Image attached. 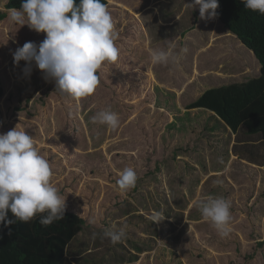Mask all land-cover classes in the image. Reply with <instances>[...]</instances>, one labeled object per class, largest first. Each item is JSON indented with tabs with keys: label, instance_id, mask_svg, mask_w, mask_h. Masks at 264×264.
<instances>
[{
	"label": "rangeland",
	"instance_id": "1",
	"mask_svg": "<svg viewBox=\"0 0 264 264\" xmlns=\"http://www.w3.org/2000/svg\"><path fill=\"white\" fill-rule=\"evenodd\" d=\"M140 1L143 7L148 6L146 1L158 2L159 15H170L174 9L181 14L170 28L154 27L160 39L168 43L175 37L173 34L189 33L186 39L183 37L182 48L178 44L174 47L176 55L182 56V49L192 54L196 41L202 48L201 58L197 60V66H201L198 72L202 67L208 72H200L203 78H193L190 83L208 79L204 80L208 86H221L242 83L259 74L260 66L253 53L232 34L224 33L225 27L220 22L215 23L214 18L200 19L198 6L193 9L188 6L192 0ZM21 2L15 8L19 9ZM0 4H4V0H0ZM128 4L133 10L138 6ZM106 5L113 15L126 16L123 23L130 25L129 11H122L124 8L115 3L106 2ZM7 15L0 11V20ZM213 22L215 31L211 32ZM191 28L192 31H188ZM21 29L22 36L21 32L9 31V26L0 22V41L5 42L4 46L0 45L3 48L0 87L4 92L0 105L13 115L12 124L0 123V132L2 126L20 124L28 127V132L34 127L42 135V139L37 140L42 145L37 148L49 159L53 184L59 192L64 188L69 190V195L64 193L65 200L69 199L65 201V210L73 206L84 218V226H91L83 228L69 244L67 254L73 262L184 264V261H199L214 264V252H220L222 258L218 264H264V239L256 240L258 243L252 241L264 230V139L249 137L243 128L232 133L214 114L186 109L197 90L191 89L190 94L183 89L176 94L158 82L152 93L145 88L144 85L150 86L135 69L137 63L129 54L119 53L116 62L102 66L98 72L100 84L92 95L74 99L61 94L56 91L55 81L46 80L34 61L31 74L26 76L22 69L27 62L21 60L18 66L14 65L13 55L7 60L12 52L7 48V40L16 42L14 49L17 44L42 42L36 31ZM116 31L117 46L118 27ZM177 41L180 43L179 38ZM218 44L228 46L219 49ZM121 66L128 71L123 81L118 72ZM171 67L169 65L168 69ZM183 72H192V62L191 69H178L174 77H167L168 82L179 84L185 78ZM191 86L202 87L197 82ZM101 110L119 115L116 130L92 122V117ZM76 114L77 120L73 117ZM2 116L0 113V118ZM60 121L65 123L60 124ZM69 130L68 136H71L66 140L61 133ZM77 131L87 135L88 147L93 150L88 151L87 144L72 141ZM59 141L71 148L67 149ZM125 167L134 168L138 179L133 189L121 195L116 181ZM218 180L222 183L217 184ZM207 195L222 196L231 202V231L226 237L193 206L194 200ZM156 212L163 213L164 219L152 221ZM92 220L95 223L90 222ZM121 227H125L126 236L120 242L112 244L103 237L106 230ZM239 237L246 241L239 243Z\"/></svg>",
	"mask_w": 264,
	"mask_h": 264
},
{
	"label": "clouds",
	"instance_id": "2",
	"mask_svg": "<svg viewBox=\"0 0 264 264\" xmlns=\"http://www.w3.org/2000/svg\"><path fill=\"white\" fill-rule=\"evenodd\" d=\"M111 1L121 8H124V1H127L126 4H136L133 0ZM8 2L4 0V4H0V11L6 12L11 22L19 26L27 24L37 33H45L44 40L38 45L25 42L22 47H18L13 53V64L18 66L21 60L27 62L22 71L29 76L31 62L34 61L46 80L55 81L59 93L74 99L92 95L100 84L99 70L105 63H114L119 58L115 41L118 38L116 24L120 14L110 13L106 0H79L78 4L76 0H22L19 9L7 8L5 5ZM146 2L148 7H143L139 0L136 9L150 11L158 5V2ZM242 2L245 8L264 15V0ZM188 6L191 9L198 6L200 19L215 18L219 7L218 0H192ZM124 10L129 11L126 8ZM181 51L186 52L187 49ZM149 55L153 65L177 63L180 58L165 50L149 49ZM92 122L116 130L120 120L116 112L101 110L92 117ZM51 177L49 159L40 154L31 135L25 130H18L16 126L0 134V223L7 228L17 221L30 223L40 215V224L48 227L62 220L65 197L51 183ZM137 179L134 168L125 167L116 181L117 190L121 195H126L136 186ZM193 206L221 236L229 235L232 219L229 200L222 196L207 195L194 200ZM9 211L13 218H9ZM164 216L156 212L151 220L158 222ZM90 222L95 223V220ZM125 227L106 230L103 237L116 244L126 236Z\"/></svg>",
	"mask_w": 264,
	"mask_h": 264
},
{
	"label": "trees",
	"instance_id": "3",
	"mask_svg": "<svg viewBox=\"0 0 264 264\" xmlns=\"http://www.w3.org/2000/svg\"><path fill=\"white\" fill-rule=\"evenodd\" d=\"M19 2L9 0L7 7H15ZM218 5L216 18L225 27L223 32L232 34L253 53L260 66L259 74L242 83L209 88L191 102L188 108H207L215 112L233 133L243 128L249 137L262 140L264 15L245 8L242 0H218ZM3 95L0 87V100ZM8 216L13 218L10 211ZM39 221L40 215L30 223L17 221L7 228L0 223V264H80L73 262L67 251L69 244L83 230L85 220L77 213L65 210L64 218L48 227L42 226Z\"/></svg>",
	"mask_w": 264,
	"mask_h": 264
},
{
	"label": "crops",
	"instance_id": "4",
	"mask_svg": "<svg viewBox=\"0 0 264 264\" xmlns=\"http://www.w3.org/2000/svg\"><path fill=\"white\" fill-rule=\"evenodd\" d=\"M106 1L109 2V3L113 2L111 0H106ZM138 1L139 0H135L134 2L138 5ZM122 6L129 10V16H130V19L132 21H131L130 25H126V23L125 24L123 23L126 16H121L119 18V22H118V25H116V28L118 27V30H120L119 31L120 34H119L118 44H117L116 47L120 50L119 53H121L123 55L129 54L130 56H132L134 61L137 63L135 69L136 70L138 69L141 72L142 76H144V78H145L144 81L147 80V85L150 86V87H148V86L144 85L145 88H147L149 90H152V93H155L154 91H155L156 84L163 83L165 86L173 89L176 92V94H177V92L182 91L183 89H185V91L186 90L189 91L190 94L192 93V90L193 91L197 90V93L195 94L196 97L194 98V100H195L203 91L208 90L209 88L211 89L212 87H217V86H213V85H209L208 86V84H206V81H204V80L208 81V79H204V80H200V81L197 80V81H195L193 83H190L193 78L194 79L203 78V77H200V76H202L204 74H202L200 76H199V74H200V72L207 70L205 67H204L205 70L202 67L201 71L198 72V70L200 69L201 66H199V65L197 66V60H199L201 58L199 55H200V53H202V50H201L202 48H200L199 45H197L198 44L197 41H196V46H195L194 52H192V54L190 52L189 53L184 52V54L182 56L179 55L180 58H179V61L177 63L169 62L167 65H162V64L153 65L151 63L150 55H149V49L165 50V51L172 52L174 55H176L173 52L174 51V47L177 44L179 45V47H181V48L183 47V41H184L183 37L185 38L186 36L189 35V33H187L186 31L182 35H179L178 33L173 34L175 37L173 38V40L169 39V43H168L167 40L160 39L161 37L158 35V33L154 29L155 26L157 28H159V29H164V30H165V28L172 27L175 24V22L181 17L180 13H177L175 11V9H174L173 13L170 14V15H163L161 13H160L161 15H159L158 14L159 11L157 9L150 10V11H142V10H137V9L133 10V9H131V7L128 4H125V3H123ZM146 7H148V6H146ZM8 8H12V7H8ZM122 17H123V20H122ZM216 20L217 19L214 18L213 21H215V23L218 24L219 22H218V20L217 21ZM0 22H3L5 24H7L9 26V29H10L9 31H12L14 33L15 32L16 33H20L21 32V36H22V33H23L22 32L23 29L19 30L21 27H25V29L30 30V28L28 27L27 24L21 25V26H19V24L17 26L13 25L12 22L9 20L8 15L6 17H4L2 20H0ZM215 23L213 22L212 23V27H210V31L212 30L211 32H213V29L215 31V28H214V26H216ZM192 29L193 28L189 29L188 31H192ZM41 33H43V32H41ZM41 33H39V34H40V37H41V39L43 41L44 38H45V35H43V34H45V33H43V34H41ZM163 34H165V33H163ZM171 36L172 35H170L169 37H171ZM169 37H167V38H169ZM178 38L180 40V43H178V41H177ZM213 41L214 40L212 39V42ZM7 42L9 43V47H7V48H9L10 51L12 50L11 55L7 58V60H9L12 57L13 53L15 52V50L18 47H22V46H21V44H17L16 48L14 49V44L13 43H16V42L15 41L11 42V40H7ZM212 42L210 43V45H212ZM224 43H225V41H224ZM0 45L4 46L5 42L0 41ZM225 46H228V44L225 45ZM225 46H222V44L221 45L218 44V48L219 49H224ZM184 47H186V46H184ZM0 48H1L0 49V51H1L3 48L1 46H0ZM184 55H185V57H184ZM183 57H184V59H183ZM5 59H6V57H5ZM191 62H192V72L189 73V74H185V72H183L185 74L184 75L185 78L183 79V81H181L179 84H174L173 82H168L167 77H170V76L174 77L173 74L176 73L178 69L179 70L182 69V71H184L186 69H191ZM169 65H172V67L170 69H168ZM173 65L176 66V69H173L174 68ZM160 66H161V69H160ZM171 69H173V73L171 75H168V74H170ZM118 72H120L119 75L122 76V78H120V80L123 81V79L126 78L128 71L126 69H123V67L121 66V68H118ZM206 72H208V71H206ZM209 80H212V79H209ZM0 81H3L1 79V76H0ZM196 82L199 85H201L202 87H200V86L199 87L191 86V85H193ZM122 89H123V86H122ZM124 89H126V86H124ZM140 89L142 90V87ZM154 96H156V94H154ZM193 101H191V102H193ZM190 103H188V104L186 103L187 104L186 109H189V110L190 109H201V110H204L206 112H210V113L214 114L218 119H220V117L215 112H213V111H211V110H209L207 108H203V107L188 108V105ZM0 108L2 109L0 111V113H2V115H3L0 118V123L1 122H4V123L6 122L5 124H12L13 123L12 122L13 115H11L7 110H5L2 107V105H0ZM14 117H15V120H18V116L17 115H14ZM73 117H75V120L79 119L77 117V114L75 116H73ZM38 119H39V116H38ZM220 120H222V119H220ZM40 122L41 123H45V125H46L45 121H41L40 120ZM61 123H65V122L64 121H60V124ZM14 127L15 126L7 125V127L3 128V126H2L1 131L3 133H6L7 131H9V129L11 130ZM227 128L231 131V129L228 126H227ZM17 129L18 130H25L27 134L31 135L33 140L35 141V144L37 143L36 146H38V145L41 146L42 145V144H39L38 141H37L38 139H42V135L37 133L36 129L34 127L32 128L31 131L28 132L27 131L28 127H26L24 125L21 126L20 124H18L17 125ZM78 130H80L79 126H78ZM2 132H0V134H3ZM69 132H71V131L70 130L68 132H64L63 131L61 133L62 137L64 139L68 140L69 136H71V135L68 136ZM73 136H74L73 138H71V137L70 138L72 139V141L74 143H77V144L81 143L82 145H86L87 144V147H88V144H89L88 141L89 140H88V137H87L86 134L84 136L82 134V132L77 131V133L75 135H73ZM43 137H44V135H43ZM86 137H87V140H86ZM59 143L61 145H66L67 144V143H65L63 141H59ZM71 144H72V146H74L73 143H71ZM66 148L70 149L71 146L66 145ZM91 150H93V148H90V146H89L88 147V151H91ZM60 155H61V157H63L61 152H60ZM107 169H109V166H108ZM74 171H77V170H74ZM51 183L52 184L55 183V181L53 179V176L51 177ZM64 193L66 194V196L69 195V190L68 189L65 190V188H64L62 191L59 192V194L62 197H64ZM65 201H69V199L65 200ZM76 209H79V207L76 208ZM69 211L75 212L74 209H73V206H71V210H69ZM77 212H78V210H77ZM77 212H75V213H77ZM241 215H243V213ZM79 216L81 217V215H79ZM89 227H91V226H84L83 228H89ZM257 237H258L257 239H255V237L252 238V241L254 243H258L256 240H262L263 241V239H264V230ZM259 237H261V238H259ZM244 241H246V240L243 237H239L238 238V242L239 243H243ZM248 242H250V240H248ZM257 246H258V244H257ZM209 252L210 251L207 252V256H206L207 259H209L208 256H211V253H209ZM212 252H214V251H212ZM214 253H216V254H215V257L212 256V259L214 258V264H218V262L222 258V253H220V252H214ZM184 264H208V263L199 262V261L198 262L195 261V263L194 262L193 263H187V262L184 261ZM209 264H211V263H209Z\"/></svg>",
	"mask_w": 264,
	"mask_h": 264
}]
</instances>
